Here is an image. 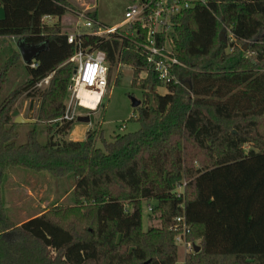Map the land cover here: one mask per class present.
<instances>
[{"label":"trees","instance_id":"1","mask_svg":"<svg viewBox=\"0 0 264 264\" xmlns=\"http://www.w3.org/2000/svg\"><path fill=\"white\" fill-rule=\"evenodd\" d=\"M0 7L2 42L45 43L37 67L18 51L0 65V264H177L178 216L189 226L187 239L201 246L185 264H264V0H206L176 15L174 52L190 66L177 69L180 82L163 84L123 33L82 35L84 46L106 52L110 69L133 66L132 87L143 92L132 117L140 128L112 140L97 124L84 140H66L76 119L59 121L75 69L76 45L61 24L73 10L69 0H0ZM45 15L58 20L45 22ZM88 17L99 21L98 10ZM19 70L25 78L7 91ZM50 73L49 85L37 89ZM24 94L40 100L26 141L17 143L22 123L14 108ZM13 167L73 175L74 205L15 224L3 196ZM143 200L160 213V228H143Z\"/></svg>","mask_w":264,"mask_h":264},{"label":"rangeland","instance_id":"2","mask_svg":"<svg viewBox=\"0 0 264 264\" xmlns=\"http://www.w3.org/2000/svg\"><path fill=\"white\" fill-rule=\"evenodd\" d=\"M134 1L138 0H69L73 10L62 18V28L66 33L77 32L81 29L80 26L84 21L80 19V14L88 16V11L94 8L98 10V19L100 22L109 25H118L124 20L127 7ZM57 20L58 18L55 21ZM224 35L227 39L233 40L229 38V33L227 31ZM16 42L13 40L2 42V39H0V65L13 51H18L20 53L19 41ZM229 49L232 50V47ZM247 56H252V53L248 52ZM20 66H22V64H20L19 67ZM109 70V84L98 110L90 112L88 109H79L80 115L94 113L95 122L80 123L77 117L76 120L74 119L76 124L65 136L66 140H84L88 131L94 128L96 124L103 127L104 137L107 140H112L116 134L136 131L140 128L139 122L132 119L133 116L137 117L139 115V109L133 107L131 95L141 100V106L144 102V98L140 88L132 87L134 76L133 66L119 63L113 66L112 69L109 67ZM142 76L143 75L140 74V78ZM23 78H25V76L24 72L21 70L12 73L7 91L14 88ZM117 80L118 82H116ZM166 90V86L158 88V91L161 93H165ZM69 95H71V92L68 85L66 103L68 102ZM39 100L40 96L38 94L33 96L24 94L15 105L14 116L18 114V116H23L27 119H34ZM18 116L15 117L14 121H16ZM17 123H22L17 129L19 132L17 143H24L27 138V132L32 128V123ZM262 124H264V118ZM53 126L56 130L57 126ZM39 129L43 132L41 139L46 141V127L40 126ZM86 130L88 131L86 132ZM53 138L55 141L60 139L58 136H54V134ZM96 145L102 148L104 143L101 139H98ZM248 148L249 146L246 145L245 149L248 150ZM74 184L75 178L71 174L65 177H53L46 171L38 172L22 167H13L8 171L3 186L5 205L13 222L20 225L30 218L48 209H52L55 206H73ZM123 202L126 210L132 208V206L128 205V201ZM142 204L143 228L145 230L149 228H160L162 226L160 213L154 211L153 208L149 210V206L153 207L150 200H143ZM177 244L179 249L177 264H185V257L190 252H187V249L181 241H178ZM197 244L200 245L199 240ZM123 249H126L125 245Z\"/></svg>","mask_w":264,"mask_h":264},{"label":"built area","instance_id":"3","mask_svg":"<svg viewBox=\"0 0 264 264\" xmlns=\"http://www.w3.org/2000/svg\"><path fill=\"white\" fill-rule=\"evenodd\" d=\"M197 2L205 3L206 0H138L127 7L124 20L118 25L104 24L95 21L85 14H80L84 20L81 29L77 32L67 33L69 43L76 45V51L71 56L75 63L74 73L69 83V95L66 109L59 121L74 120L79 114V109H88L90 112L98 110L109 84V64L107 54L100 49H90L84 46L82 35L91 34L103 39H110L116 33H123L133 38L138 46L143 48L148 62L158 73L163 84L180 82L178 68H190L180 61L175 55V38L173 18ZM45 22L53 23L56 19L51 15L43 17ZM229 38L234 39L233 33L228 31ZM37 67L39 63L34 59L29 63ZM142 75L145 72L141 73ZM53 73L48 74L36 84L37 89L49 85ZM87 91L89 100L96 102L94 108L83 103L81 93ZM93 93L99 94L98 98ZM185 185V184H184ZM180 196V192L178 191ZM152 210V206H149ZM173 230L177 231L176 242L181 241L187 252L195 250L197 242L187 239L190 229L184 216L176 217Z\"/></svg>","mask_w":264,"mask_h":264},{"label":"water","instance_id":"4","mask_svg":"<svg viewBox=\"0 0 264 264\" xmlns=\"http://www.w3.org/2000/svg\"><path fill=\"white\" fill-rule=\"evenodd\" d=\"M226 30L222 31V34L224 35ZM45 47V43L39 44V45H28L26 44L23 40L19 41V48H20V53L23 58V61L28 64L30 63L38 54L40 50H42ZM246 48V47H245ZM184 86L188 89L191 90V84L189 81H185ZM132 99V105L134 108H137L138 106L141 105V100L137 99L135 96L131 95ZM78 122H87V123H94L95 122V116L94 113H89V114H81L77 118ZM35 121L34 119H26L23 116H18L16 118L15 122H33ZM201 249L200 245L195 246V250L199 251ZM143 264H148V261L144 262Z\"/></svg>","mask_w":264,"mask_h":264},{"label":"bare ground","instance_id":"5","mask_svg":"<svg viewBox=\"0 0 264 264\" xmlns=\"http://www.w3.org/2000/svg\"><path fill=\"white\" fill-rule=\"evenodd\" d=\"M92 95H95V97L98 98V95L99 94H96V93H93ZM81 96H82V100H83V103L86 105V106H89V107H92L94 108L96 106V102H92L89 100V94L87 91H83L81 93Z\"/></svg>","mask_w":264,"mask_h":264},{"label":"crops","instance_id":"6","mask_svg":"<svg viewBox=\"0 0 264 264\" xmlns=\"http://www.w3.org/2000/svg\"><path fill=\"white\" fill-rule=\"evenodd\" d=\"M4 16V9H3V7H0V18L1 17H3ZM4 37H0V39H3ZM10 38H12V40L14 39V37H10ZM12 40H10V41H12ZM9 41V40H8ZM13 41H15V40H13ZM16 42V41H15ZM17 43V42H16ZM80 123H87V122H80ZM88 130H86V132H87ZM72 134V133H71ZM81 140H83V139H81Z\"/></svg>","mask_w":264,"mask_h":264}]
</instances>
